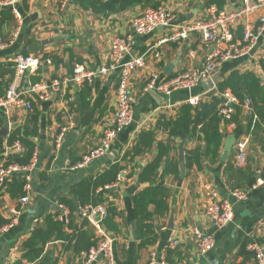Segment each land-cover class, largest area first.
Instances as JSON below:
<instances>
[{
    "label": "crops",
    "instance_id": "0c3cea01",
    "mask_svg": "<svg viewBox=\"0 0 264 264\" xmlns=\"http://www.w3.org/2000/svg\"><path fill=\"white\" fill-rule=\"evenodd\" d=\"M240 1L226 0L223 9L238 8ZM160 5L172 10L175 16L173 25L144 35L136 34L129 24L131 16L147 7ZM209 5L210 0H70L68 9L62 10L59 0H18L23 19L17 34L15 31L20 20L14 16L11 7L0 5V97L16 80V59L21 55L40 58L39 65L29 69L18 82L20 88L28 90L34 83L70 77L76 64L95 71L108 66L111 42L117 35L134 36L136 44L130 56L150 49L145 66L132 79V125L119 134L106 156L96 158L84 167L75 168L83 156L99 143L109 124L116 102L118 72L99 74L92 81L78 85L69 82L60 90L52 91L47 100H40L36 93H31L33 109L29 111L23 107L14 108L7 116L0 110V164L12 151L8 137L17 127L29 124L35 130L36 134L31 139L38 150L30 201L23 204L20 200L22 195L12 196L8 186L0 189L1 217L8 222L13 218L17 220L9 230H0V264H15L22 259L24 241L48 215L59 214L62 199H72L73 186L104 172L115 163L124 166L122 171H125V179L107 191L118 211L114 217L118 231L109 232L114 240L117 264H148L151 255L160 254L170 237L182 239L180 245L169 250L170 264H257L249 244H264V184L253 189L246 201L235 202L231 195L234 188L249 189L259 177L264 176V127L246 131L250 117L248 104L243 127L237 128L235 123L221 125L224 139L218 157L202 155L201 166L195 165L186 172L182 182L180 173L163 178L161 171L158 173L154 185L163 181L168 188L169 207L163 216H159L155 204L149 205L152 217L148 223L152 224L153 230L138 228L139 218L133 212L134 196L148 186L139 182V174L156 157L158 141L169 140L167 133L158 131L157 140L150 150L135 155L130 161L124 159L126 152L138 143L140 132L155 128L162 115L175 118L178 108L184 103L193 100L195 103L192 104H196L217 95V82L233 70L252 71L264 79L262 37L249 55L221 63L210 80L190 90L177 89L169 96L144 92L143 87L151 72H158L161 77H172L178 72L203 66L214 45L204 43L199 34L176 42L160 44L159 41L176 32L181 24L204 18ZM262 15L264 9L251 14L247 20L256 27ZM245 23L246 19L239 22L237 38L242 37ZM58 36L61 38L47 42ZM157 53L160 54L158 58ZM48 59L52 62L48 63ZM7 120L10 127L3 134ZM62 132L64 134L58 141ZM241 137L247 138L248 158L246 166L237 169L234 167L236 141ZM182 143L184 155L186 150L204 148V142L196 137L176 139L170 155L178 160L179 166ZM205 185H211L220 199L234 201V219L224 228L214 227L205 212ZM66 207L70 210L68 205ZM78 207L73 213L70 210V214L74 223L79 225L82 215ZM194 227L214 235L213 249L202 255L197 251L191 234ZM66 230L72 232L70 228ZM144 242L145 246L142 245ZM66 245L62 240H51L36 263L24 260V264H83L84 253L76 254L72 249H66ZM90 264H105V261L98 257Z\"/></svg>",
    "mask_w": 264,
    "mask_h": 264
},
{
    "label": "built area",
    "instance_id": "2783aa9c",
    "mask_svg": "<svg viewBox=\"0 0 264 264\" xmlns=\"http://www.w3.org/2000/svg\"><path fill=\"white\" fill-rule=\"evenodd\" d=\"M18 0H8L0 2V5L6 4L11 7L14 16L19 19L20 25L16 28V34L21 30L23 15L17 6ZM60 9H68L70 0H59ZM264 9V0H241L238 8L219 9L212 4L207 7L204 18L188 21L181 24L179 29L164 36L159 43L176 42L186 40L194 34H199L201 40L206 44H213V49L207 54L205 62L201 68L189 69L178 72L172 77H161L158 72H151L146 85L143 87L144 92L156 91L169 96L177 89H192L203 81L210 80L213 74L218 70L221 63L237 59L241 56L249 55L257 46L259 40L264 37V15L259 17V23L256 27L247 20V18L256 11ZM174 14L172 10L164 5L158 7H147L140 13L131 16L129 24L131 29L138 35L148 34L159 27L167 28L173 25ZM246 19L243 27V35L237 38L236 29L239 22ZM136 41L131 34L117 35L111 42L110 62L109 65L102 66L99 71L86 68L83 64H76L70 77L64 79H54L50 82L34 83L28 90L20 88L18 82L23 78L29 69L36 68L40 63L37 56H18L16 59V80L10 84L4 96L0 97V110H3L8 116L14 108L23 107L33 109V100L30 98L31 93H36L40 100H47L52 91L60 90L65 84L73 83L75 85L92 81L99 74H107L110 71H116L119 75V83L116 90V102L111 112L108 126L105 128L99 143L86 153L82 160L75 166L81 168L89 164L96 158L106 156L119 134L130 127L134 121V106L132 100L131 84L134 74L142 69L146 64V59L150 49L144 53L130 56ZM160 57V54H156ZM51 63V59L47 60ZM222 98L219 113L223 118L230 119L235 112V105L239 104L238 97L227 89L218 92ZM191 103H195L193 100ZM62 132L58 141L61 140ZM13 153L24 151L23 144L16 140L11 144ZM247 138L241 137L236 141V158L234 167L242 169L247 164ZM7 159L0 164V189L8 186L15 174L21 175L24 179L23 195L20 200L23 204L30 201L32 191V174L38 164V150L35 148L31 161L26 165L16 162L7 163ZM125 179V171H120L115 182L106 185V189H114ZM264 184V176L259 177L255 184L249 189L236 187L231 191L235 202L246 201L253 189ZM205 199L203 207L214 227L224 228L234 219V201L220 199L218 192L211 186L205 185ZM60 212L58 217L68 221L70 210L64 204L60 203ZM107 205L79 206L78 211L82 217L88 218L95 229L98 242L90 250L84 253L83 264H90L98 257L104 259L105 264H117L114 253V240L105 228L103 219L106 215ZM99 215V218L96 216ZM16 219L1 226V231H7L12 228ZM191 234L197 246L200 255L213 249L215 244L214 235L204 232L198 227L191 229ZM182 243L180 237H170L165 243L160 254L153 253L148 264H170L168 253L170 248L176 247ZM249 249L254 252L257 264H264V244L250 243Z\"/></svg>",
    "mask_w": 264,
    "mask_h": 264
},
{
    "label": "trees",
    "instance_id": "16d2710c",
    "mask_svg": "<svg viewBox=\"0 0 264 264\" xmlns=\"http://www.w3.org/2000/svg\"><path fill=\"white\" fill-rule=\"evenodd\" d=\"M225 1L210 0V5L214 4L219 9H223ZM261 66L264 72V58L261 60ZM216 86L218 92L230 89L239 99V104L235 105V112L230 119L223 118L219 113L222 98L218 94L211 96L207 100H200L196 104L187 102L178 108L175 118H168L162 115L155 128L143 129L140 132L138 143L126 152L124 159L130 161L135 155L144 153L152 148L157 140L158 131L165 132L169 136L167 142L158 141L156 157L139 174V182L148 184V186L134 196L133 212L139 218L138 228L153 230L152 224L148 223V220L152 217V212L149 211L151 203L155 204L156 213L159 216H163L168 211L167 198L169 190L163 181L154 185V180L160 171L162 178L170 174L179 175L180 166L178 160H174L170 155L173 149L172 144L176 139L189 140L196 137L204 142L203 149L186 150L184 158L186 172H189L195 165L197 167L201 166L202 155L203 157L211 156L213 158L219 156V150L224 139L221 130L223 123H235L237 128L243 127L242 123L246 121L245 110L248 100L252 101L253 107L246 122V131L263 129L264 79L252 71L241 72L233 70L219 80ZM35 134V130L29 124L17 127L10 132L9 143L12 144L14 141L19 140L24 146V151L21 153H9L6 162H16L21 165L28 164L36 148V143L31 139L32 135ZM161 167L162 170L160 169ZM123 169L124 166L120 163H115L104 172L83 179L73 186L74 195L72 199L68 201L62 199L61 203L68 205L72 213L78 206L106 204L107 210L103 224L109 232H117L118 227L114 217L118 215V211L109 199L108 189L105 187L115 182L118 173ZM23 185L24 179L21 175L15 174L12 181L8 183L11 195L14 197L23 195ZM7 222L0 215V226ZM66 228L72 229V232H68ZM55 239L66 242V249H72L76 254L88 252L98 242L95 229L88 218L81 217L78 225L74 223V218L71 214L68 221L60 219L57 213L51 214L45 218L42 225L36 226L30 237L24 241L23 257L15 264H24V260L36 263L41 258L45 245ZM142 245L145 246V242ZM252 253L254 255L253 251Z\"/></svg>",
    "mask_w": 264,
    "mask_h": 264
},
{
    "label": "water",
    "instance_id": "95a60500",
    "mask_svg": "<svg viewBox=\"0 0 264 264\" xmlns=\"http://www.w3.org/2000/svg\"><path fill=\"white\" fill-rule=\"evenodd\" d=\"M160 28V27H159ZM162 28V27H161ZM61 37L60 36H58V37H54V38H52V39H48L47 40V42H52V41H56V40H58V39H60ZM216 78H217V76L215 77V81H216ZM151 93H153L154 95H157L158 93L156 92V91H151ZM248 107H249V111H248V114L250 115V113H251V109H252V107H253V104H252V102L250 101V100H248ZM8 119V118H7ZM9 127H10V123H9V121L7 120V122L5 123V125H4V130H3V134H6V131L9 129ZM183 145H184V143H182V153H181V157H180V159H181V161H180V182H182V180L185 178V175H186V165H185V161H184V151H183ZM97 218H99V215H97L96 216ZM113 238V237H112Z\"/></svg>",
    "mask_w": 264,
    "mask_h": 264
}]
</instances>
